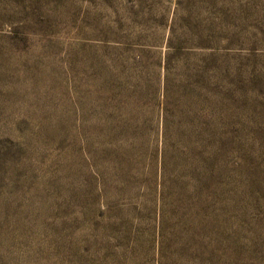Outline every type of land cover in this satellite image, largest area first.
Wrapping results in <instances>:
<instances>
[{
  "label": "rangeland",
  "instance_id": "rangeland-1",
  "mask_svg": "<svg viewBox=\"0 0 264 264\" xmlns=\"http://www.w3.org/2000/svg\"><path fill=\"white\" fill-rule=\"evenodd\" d=\"M0 264H264V0H0Z\"/></svg>",
  "mask_w": 264,
  "mask_h": 264
}]
</instances>
